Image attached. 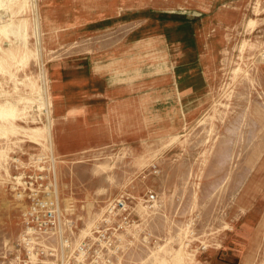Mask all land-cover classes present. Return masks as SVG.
<instances>
[{"label":"rangeland","instance_id":"1","mask_svg":"<svg viewBox=\"0 0 264 264\" xmlns=\"http://www.w3.org/2000/svg\"><path fill=\"white\" fill-rule=\"evenodd\" d=\"M9 1L0 105L20 114L0 118V264L38 157L80 231L128 196L139 222L121 264H180L181 249L264 264V0ZM26 44L38 53L19 65Z\"/></svg>","mask_w":264,"mask_h":264},{"label":"built area","instance_id":"2","mask_svg":"<svg viewBox=\"0 0 264 264\" xmlns=\"http://www.w3.org/2000/svg\"><path fill=\"white\" fill-rule=\"evenodd\" d=\"M42 160L36 158L31 176L24 172L19 178L30 202L22 214L11 264H121L120 255L133 235L128 232L139 222L128 196L109 201L91 229L80 231L62 205L55 171L44 170ZM154 203L155 195L147 194L139 209L146 213Z\"/></svg>","mask_w":264,"mask_h":264},{"label":"bare ground","instance_id":"3","mask_svg":"<svg viewBox=\"0 0 264 264\" xmlns=\"http://www.w3.org/2000/svg\"><path fill=\"white\" fill-rule=\"evenodd\" d=\"M13 1V0H11ZM9 1V2H11ZM20 1V0H19ZM2 0H0V6H4V2L1 3ZM8 2V3H9ZM21 2V1H20ZM27 2V1H26ZM25 5H28V4H25ZM6 6V4H5ZM11 6L13 7L14 4L11 3ZM24 9H25V6H23ZM10 9V8H9ZM23 9V10H24ZM33 10V8H32ZM10 11V10H9ZM25 11V10H24ZM21 12V11H20ZM12 16V14H11ZM12 18V17H11ZM34 20V19H33ZM1 21V20H0ZM35 21H38V19H35ZM26 20H24V23L26 24ZM13 23V21H12ZM27 25V24H26ZM11 26V24L9 25H3V26H0V33L3 32V30L5 29H8L9 27ZM2 35V34H1ZM17 47V50H12L11 51V54L14 56V59L16 61V63H19L22 64V65H27L30 61L31 58H34L36 56V53H38V48L36 49H31L28 44L26 45H21L20 47L19 46H15V48ZM5 60V59H3ZM6 62V61H5ZM4 62V63H5ZM1 64V63H0ZM3 67V65H1ZM3 69V68H2ZM1 69V70H2ZM4 71V70H3ZM17 82V81H16ZM30 83V82H29ZM14 84V83H13ZM31 85L36 89L37 88V85L35 84V82H32ZM16 88V87H15ZM22 103V102H21ZM23 110V109H22ZM17 114H20V111H18L15 107L13 106H9V105H5V104H2L0 105V118H3V117H10V116H15ZM39 129V130H38ZM38 129L36 130L38 133H42L44 132V128H40L38 127ZM181 252H178V254L176 255V258L175 259H178V262L181 264V261L185 260V263L184 264H196L197 263V260L192 256V255H188L187 254V258L184 259V254L186 253L183 249L180 250ZM183 264V262H182Z\"/></svg>","mask_w":264,"mask_h":264}]
</instances>
